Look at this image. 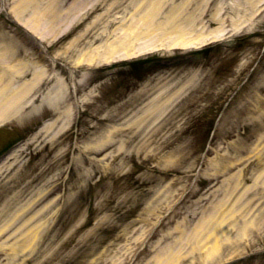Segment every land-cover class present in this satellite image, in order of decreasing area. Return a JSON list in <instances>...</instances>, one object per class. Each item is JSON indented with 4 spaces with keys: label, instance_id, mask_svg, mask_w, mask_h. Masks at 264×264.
<instances>
[{
    "label": "rangeland",
    "instance_id": "obj_1",
    "mask_svg": "<svg viewBox=\"0 0 264 264\" xmlns=\"http://www.w3.org/2000/svg\"><path fill=\"white\" fill-rule=\"evenodd\" d=\"M35 1L36 10L52 8L53 20L73 22V32L58 51L73 62L82 60L84 78L81 81L78 74L76 94L82 112L70 120L63 113L65 98L53 99L52 105L54 91L46 83L38 93L23 97V108L14 118L0 123L5 128L0 129V149L25 138L0 170V229L33 198L38 200L31 215L47 209L33 222L24 217L2 230L0 264H155L180 248L174 228L192 209L201 210L226 195L229 185L224 190L221 185L228 176L214 179L213 161L233 149L236 154L245 149L238 165L242 177L251 185L258 171H264V111L257 117L252 112L258 107L256 97L264 102V0ZM17 3L0 0V26L7 17L2 11ZM120 37L134 45L132 55L119 48L109 61L89 62V57L108 56L105 44ZM194 51H201L198 58L169 67L125 71V63L142 70L137 61ZM227 101L228 111L219 119L218 111ZM150 107L155 113H149ZM51 111L61 113L53 129L59 134L36 132L44 120L58 115ZM83 149L88 150L86 165L76 160L73 171L82 165L87 173L74 176V190L69 188L64 196L62 187L43 199L70 178L73 158H80ZM39 174L27 193L9 206L17 188ZM16 175L26 178L19 184ZM259 185L258 201L264 195ZM244 189L241 185L237 195ZM240 216L251 223L249 232L241 234L236 228L232 237L241 241H226L208 264H264L263 202H252ZM196 221L183 229V237L193 235ZM36 225L41 234L23 251V235Z\"/></svg>",
    "mask_w": 264,
    "mask_h": 264
},
{
    "label": "bare ground",
    "instance_id": "obj_2",
    "mask_svg": "<svg viewBox=\"0 0 264 264\" xmlns=\"http://www.w3.org/2000/svg\"><path fill=\"white\" fill-rule=\"evenodd\" d=\"M120 4L117 3L116 7H118ZM29 23V22H28ZM31 23L34 24V22L31 20ZM30 23V24H31ZM32 25V24H31ZM68 25V24H67ZM66 25V26H67ZM110 25L108 24L106 26L105 30H108L107 28ZM33 27H37L34 25ZM38 28V27H37ZM65 28V27H64ZM61 31V30H60ZM51 32L48 34L51 35ZM56 32H58L56 30ZM60 33V32H59ZM143 35L142 33H135V37H139ZM50 37V36H49ZM107 47L106 52L108 56H104L102 58H92L89 57L88 60L90 63H96V61H104L110 60L113 57V53L119 52V49L127 51V55H132L131 53L134 52V45L132 46L131 43L124 42V38L120 37L117 41H114L112 44H105ZM99 49L96 50V52ZM125 54V53H124ZM82 60L80 59L77 61V63H81ZM9 63V61H8ZM24 71L21 72V75H25ZM44 73L41 70L34 71V78L31 81V83L27 86L28 90H20L18 95L9 98L8 101L5 102L1 100L0 102V122L6 121L9 118L13 117L15 115L14 108L16 105H18V101L22 100L25 95H28L30 89H33L37 86L40 79L44 78ZM23 89H27L26 87H21ZM257 102L258 107H256L252 112L254 113L253 116L257 117L259 116V112L264 111V102H261L258 97L254 100ZM4 104V105H3ZM262 108V110H261ZM149 110V113L154 111ZM70 112V110H69ZM54 124H49V126H45L43 128L44 131H51L53 129ZM96 148H100V146H96ZM89 151L92 149L89 146L86 147ZM245 150V149H244ZM244 150H239L237 152L233 149L234 153H230L228 156H221L218 160L213 161L211 165V170L213 173L211 176L213 178H218L220 175L228 176L226 179V184L229 185L227 188H225L226 196L222 199L215 201L210 204V206H206L205 204L202 207V210L200 211L201 216L199 217V220L197 221V224L193 228V235L188 236L186 239V245L183 248H180L178 250H175V252L167 253V255L163 258H158L155 260V264H207L208 260H211L215 257V255L218 254L220 249H223L224 244L226 241H233L236 242V240L241 241L240 238L232 237L234 230L238 228L241 234L245 233L247 234L249 232V226L250 222L245 221L243 218H241L240 215L245 211V208L252 204V202H258V204H261L263 202L264 205V195L262 197L263 200H255V195H252L253 190L258 187L259 183L264 185V171L260 170L258 171V175L253 179V183L249 185V182L246 181L248 179L247 177H242V173L238 171V165L243 160L242 152ZM87 151V150H86ZM260 153V152H259ZM84 158V156H83ZM82 158V159H83ZM257 158V157H255ZM84 161V159H83ZM85 162V161H84ZM258 167H260V164H257V167L254 169L256 170ZM42 174H39L37 176H32L30 183L19 187V189L15 196L8 201L9 206H12L16 203L17 200H19L20 197H23L26 191H28V187L34 182V180L40 179ZM247 175V174H246ZM26 176L16 175L14 178V181L17 183H22V180H24ZM60 185H57L54 189H52L51 192L45 193L42 198H46L47 196L51 195L54 191H60ZM231 185V186H230ZM241 185L245 186L244 191L237 195L239 192V188ZM63 186V184H62ZM66 194L68 193V189L74 190L76 187L75 184L71 183V180L68 181L65 185ZM233 186V187H232ZM262 192L264 194V188H262ZM216 192H219L218 189L215 190ZM36 200L33 198V202L31 204L28 203V206L24 207L23 209H19L17 211L16 215H12L11 219L8 221V223L5 224L3 229H0V233L2 230L5 232L7 229L14 226V224L18 223L17 220L24 219V217H29V219L26 220V222H33L37 218H39L41 215H44L47 212V209H40L38 212L34 213V215H31L33 213V209L36 206ZM42 210V211H41ZM195 215L197 213L195 211L192 212ZM191 217H186L185 221L191 222ZM12 223V224H11ZM12 225V226H11ZM11 226V227H10ZM20 228V227H19ZM27 232L23 236H26L23 240V251H26L27 247L32 245L35 239V234L40 235L41 231L39 228V225L34 226L32 229H27ZM29 233H32V235H27ZM18 247V246H17Z\"/></svg>",
    "mask_w": 264,
    "mask_h": 264
}]
</instances>
